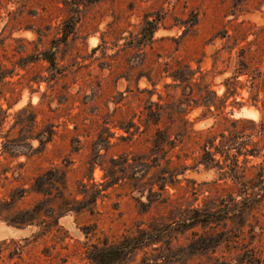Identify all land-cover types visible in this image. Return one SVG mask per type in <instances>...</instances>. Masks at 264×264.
<instances>
[{
  "label": "rangeland",
  "instance_id": "rangeland-1",
  "mask_svg": "<svg viewBox=\"0 0 264 264\" xmlns=\"http://www.w3.org/2000/svg\"><path fill=\"white\" fill-rule=\"evenodd\" d=\"M147 22L158 30L141 46ZM52 48L55 69L24 62ZM244 63L251 77L264 72V0H0V75L10 74L0 82V215L16 221L41 208L35 225L0 221V264H93V246L161 227L158 242L119 264H264V157L233 178L196 165L219 121L204 118L206 108H189L196 133L165 155L155 135L176 134L179 121L149 119L147 110L160 95L166 105L200 84L222 98ZM185 66L196 72L191 89L168 77ZM250 75L237 78L226 113L259 125L264 90L254 106ZM51 130L43 146L37 138ZM48 173L64 174L66 187L47 184L51 195L39 194L33 184ZM63 193L79 211L57 222ZM195 212L211 219L187 220Z\"/></svg>",
  "mask_w": 264,
  "mask_h": 264
},
{
  "label": "trees",
  "instance_id": "trees-1",
  "mask_svg": "<svg viewBox=\"0 0 264 264\" xmlns=\"http://www.w3.org/2000/svg\"><path fill=\"white\" fill-rule=\"evenodd\" d=\"M79 4L80 2L76 3L75 5ZM74 25L75 24L71 26V31L65 32L66 38H69V36L73 34ZM146 25L147 26L143 28L141 32L142 37L138 41L139 45L141 46L153 43L154 35L158 30V27L154 22H147ZM229 37L230 35H228L227 32L223 34L222 39H226ZM245 56L246 49L244 50V57ZM39 59H42L44 62L48 63L50 68L55 69L58 65L56 48L45 51L39 54L36 58H26L24 62L33 63ZM239 69L238 72H235V78L233 77L225 81L224 84L226 87V93L222 98L217 95L216 91L213 90L210 85L200 84L202 90H200V92L195 95L191 96L194 91H192L190 95H187L184 92V98L172 103H167L166 105L161 104V95L159 96V102H149V106L147 108L149 119L152 118L153 120V117L154 119L156 117L161 118L162 113H167L169 116H171L172 119L179 121L178 131H176V134L157 131L154 142L158 151L167 155V147L173 149L176 147L177 141L186 136L189 137L191 134H195L196 132L194 130V123L190 122L187 118V115L189 113L188 110H190L189 108H206V112L208 113H204L203 117L206 118L208 114H211L212 116H216V119H219V121H217L207 131V136L199 147L200 152L196 160V165H203L207 169H216L220 171V173L231 174V178L239 175L240 173L245 176L251 169L257 168V166L253 165L252 162L254 159L264 157V155H262L264 147L260 146V143L262 142V138L264 136V119L258 125L255 121L246 118H230L229 115L232 114V111L226 113V110L228 108V106L226 105L228 97L233 96L237 93V78L239 76L241 77L250 75L248 71V64H242L241 68ZM56 71L58 72L59 70L56 69ZM200 72L202 73V71ZM169 73L170 74L168 75V77L172 78L174 83L180 85L186 84L187 88L191 89L192 81L194 76L196 75V72H193V70L189 66L179 67L177 70ZM9 75L10 74L8 72L1 74L0 82L8 78ZM251 79L253 81L251 88L254 91L251 99L253 101V105L257 106V104L261 101L260 95L262 93V89L264 90V72H262L261 70L256 71ZM149 81L152 82L150 78ZM168 86L170 85H167L166 87ZM184 101H187V103H184ZM190 103H195V106L192 107ZM0 108L4 113L2 106ZM26 110L27 109H23L22 112ZM222 126H224L223 130L215 132L217 128H221ZM1 127L2 124H0V128ZM126 132H129V130H126ZM47 135H45L44 133L40 138H37L43 146H46L47 144L52 142L53 130L48 132ZM182 167L183 170H186L189 166L184 165ZM260 168H263L264 170V167L260 166ZM66 183L67 178L64 174H61L54 179L51 177L50 173H48L36 179L33 184V188H35V191L39 194L51 195L49 193V190H46L45 185H61L63 186V188H65ZM86 196L87 195H84V199ZM60 200L62 201L61 205L64 204L65 208L60 207L58 211L54 210V212H52L53 214H51L52 217L57 219V222L59 218L64 215L63 213L79 211L72 208V206H69L68 208L66 207L67 205L73 204L65 198L64 193L62 194ZM71 201H73V203L75 204L81 203L77 199H73ZM40 209L41 208L39 206H35L30 210L23 211L21 212L22 217L17 218L16 221H6L0 215V221L4 220L9 226L15 228H24L28 225H35L36 220L38 218L40 219L41 216ZM209 215L211 214H202L201 212H195V214L190 215L187 220L197 221L198 219L200 220L198 223H205L211 219ZM161 228H155L152 229V231L139 228L137 232L138 235L124 237L119 242L107 244L104 247L93 246L89 254V259L93 264H119L124 261L130 254H132V252L149 247L151 244H155V241L158 242V240H156L157 237H159L158 234L163 232V229Z\"/></svg>",
  "mask_w": 264,
  "mask_h": 264
},
{
  "label": "water",
  "instance_id": "water-1",
  "mask_svg": "<svg viewBox=\"0 0 264 264\" xmlns=\"http://www.w3.org/2000/svg\"><path fill=\"white\" fill-rule=\"evenodd\" d=\"M17 230H19V231H23L22 229H17Z\"/></svg>",
  "mask_w": 264,
  "mask_h": 264
},
{
  "label": "bare ground",
  "instance_id": "bare-ground-1",
  "mask_svg": "<svg viewBox=\"0 0 264 264\" xmlns=\"http://www.w3.org/2000/svg\"><path fill=\"white\" fill-rule=\"evenodd\" d=\"M15 232V231H14Z\"/></svg>",
  "mask_w": 264,
  "mask_h": 264
}]
</instances>
